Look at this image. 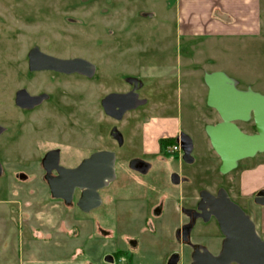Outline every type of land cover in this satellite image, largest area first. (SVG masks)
Segmentation results:
<instances>
[{
  "label": "rangeland",
  "instance_id": "374dc122",
  "mask_svg": "<svg viewBox=\"0 0 264 264\" xmlns=\"http://www.w3.org/2000/svg\"><path fill=\"white\" fill-rule=\"evenodd\" d=\"M79 1L0 0V123L6 128V132L0 137V161H3L6 171L5 176L0 177V264H20V259L23 261L21 264H57L51 258L29 261L31 258H27L25 252L19 253L17 242V225L22 227L24 224H35L38 227L42 221L48 220L45 219L48 218V210L43 207V192L29 195L28 190L32 188L30 183L23 184L14 178L15 171L23 170L31 180L37 174L36 166L32 165L36 154L48 147L43 148L36 142L39 140L37 135H33L37 128L49 133L46 131L48 128L45 121H40L31 130L26 113L21 114L12 104L14 90L27 84L26 54L35 44L50 55L83 57L96 66L94 80L79 77L66 79L69 94L73 98L82 94L87 101H95V98L99 100L109 90L126 89V77L133 76L141 80L143 88L140 93L146 96L149 104L139 109L140 116L131 115L126 123H115L124 135V148L134 149V128L143 117L163 114L162 102L179 99L184 101L189 91L194 106L190 111L184 110L180 126L193 143L194 162L186 167L193 174L195 190L201 186L211 192L219 187L224 188L236 196L232 197L233 201L252 221L253 218L256 219L255 208L250 200L247 198L249 202L246 203L237 196V177L242 168L253 162L264 161V154L256 155L254 160L251 158L242 161L238 170L226 176L216 170L220 161L210 145L204 127L214 124L218 117L206 105L207 88L203 77L206 73L204 70L217 63L224 68L221 72L237 81L239 89L243 87V82L248 81L252 84V90L264 94V87L261 85L264 84V38L257 45L242 48L240 43L225 53L220 47L212 52L206 43L203 46L199 44L200 39L177 36L176 0H131L125 4L124 0H113V5L109 6L87 0L81 1L85 5H78ZM261 1L264 20V0ZM101 12H107L109 16L99 14ZM47 76L37 74L35 84L44 86L38 80L45 81ZM32 84L33 82L30 85ZM87 106L88 104L84 107ZM51 108L49 104H45L35 113L48 112ZM54 113L60 116L64 111L56 109ZM168 113L176 114L174 108H169L164 115ZM71 114L79 117V123L84 126L81 129L83 139L86 137L85 133L92 134L95 131L106 142L107 117L99 106L92 122L88 113L79 114L75 109L71 113L66 111L67 125L71 124L67 117L71 119ZM13 118L19 122L14 123ZM85 122L88 125L91 122L94 129H89ZM238 125L243 131L252 132L251 122ZM67 138L70 140L71 135H67ZM71 145L66 142L63 148L66 153V168H70L75 162H71V157L68 156L73 151ZM172 159L175 164L179 162L177 156ZM168 171L163 167L161 171H154L146 176L143 193H137L136 183L132 179H126L119 183V188L114 190L113 196H109V201H106V197L103 198V203L88 213L75 207L64 209L68 228L74 224L78 227L85 226L79 230L68 229V233L61 234L68 240L73 238L71 243L81 246L84 255L90 257L95 264H165L171 253L180 251V245L174 239V231L181 217L174 202L185 205L178 194V187L169 181ZM153 174L155 176L151 177ZM151 187H155V190L151 191ZM106 194L107 190H103L102 195ZM162 197L165 199L164 221L167 225L157 228L155 235L138 246L136 251L132 249L128 252L127 247L119 242L120 238L133 231L148 233V230L142 229L135 203L141 200L150 206L158 203ZM50 214L56 216L52 211ZM204 228L217 231L213 223ZM199 231L195 227L192 237L197 236ZM73 232L78 235H73ZM62 235L58 238H63ZM120 249L126 251L120 252ZM108 258L114 260L109 261Z\"/></svg>",
  "mask_w": 264,
  "mask_h": 264
},
{
  "label": "flooded vegetation",
  "instance_id": "af4514ba",
  "mask_svg": "<svg viewBox=\"0 0 264 264\" xmlns=\"http://www.w3.org/2000/svg\"><path fill=\"white\" fill-rule=\"evenodd\" d=\"M77 2L78 5H85L81 2ZM90 2H94L97 4L102 5H113V0H87ZM131 0H124V4ZM89 2V3H90ZM88 4V3H86ZM104 16H109L107 12H101L99 13ZM38 49L41 53L48 54L45 51H42L40 46L37 44L33 45L29 48L26 54V81L27 84L25 86H22L20 88H17L14 90L13 97H12V104L13 106L21 112V114L26 113L27 119L30 128L32 130V127H36V124H38L40 121H45L47 130L49 133H45V129L41 132L37 128L35 133L33 135H37V139L39 138L38 144H41L44 148V146H48L44 151L41 153L36 154V158L33 160L32 165H35V174L32 179L30 180L29 174H27L23 170H17L14 172V178L16 181L23 183L29 182L32 186L31 189L28 190L29 195H33L38 192H43V207L45 210L51 211L55 208H72L75 207L77 210L80 211V209L76 206V202L79 199L82 190L78 187H75L73 193H72V201L69 205L65 204L64 200L53 198L51 196V190H50V182L53 181V179L58 175V172L55 168H52V165H58L65 167V163H67L65 159V151L63 148H65L64 144L66 142H69L72 144L73 151L68 153V156L71 158V162L75 161L74 164L70 168H75L83 163L84 160L90 158L93 154L98 152H111L114 156V173L115 177L112 181H109L107 186L104 188L98 190L99 196L101 198V204L103 203V198L106 199V201H109L110 195H114V190L116 188H119V183H122L126 179H132L136 183V188L138 192L137 193H143L144 189L146 187L145 184V177L150 175L151 172L154 171H161V169L164 167L168 169V175H169V181L178 187V194L181 196L180 199L185 202L184 204H179L178 202L175 203V209L177 210V213L180 215L181 218L178 219V224L175 227L174 231V239L177 241V243L180 245V251L174 253L178 255V263L181 262V264H191L192 263V255H193V246L198 245L203 248H205L206 252L209 254L216 256L220 252L221 249V243L223 240V235L219 229L218 223L216 219L212 215H208L206 212L208 209H206V212L201 216V211L197 209L198 202L200 200V193L201 191H208L209 193L216 195L219 189L224 188H218L215 192H211L210 190L206 189L205 186H201L195 190L193 184H194V178L193 174L187 169L186 166L192 164L194 162V158L192 157V152L190 156L193 158L192 162H188L183 158V152L181 150L180 144L186 143L187 140L185 137L182 138L181 134H186L189 138L190 136L181 128L180 126V120L181 116L183 115L184 110L190 111V109L194 106L193 98L191 97V93L187 91V94L185 95L184 101L181 99L176 100L174 102H162V110L163 114L154 116L150 115L148 118L143 117L142 120L138 125H136V128H134V149L130 148H124V135L121 133L115 123L117 122H124L126 123L128 119L130 120L131 115L134 116H140L139 109L147 106L148 99L144 94H141L140 91L143 88V83L139 78L136 77H126L124 78L125 83H127V88L122 91H115V90H109L104 95H102L99 100L95 98V101L93 99L85 100L84 97H82V94H78L73 98L71 94H69V89L67 88L66 79L68 77H76V78H82L87 80H94L95 75L97 73V68L93 64V62H90L88 59H85L83 57H59L55 55H50L57 58L62 59H83L94 65V73L91 77L87 76L86 74L80 73V72H61L56 71L53 69H40V70H30L29 69V53L30 51ZM37 74H46L48 75L46 80L43 81V79L38 80L41 85L35 84V77ZM33 82L32 85H30ZM49 84V85H47ZM39 85V86H37ZM24 89L30 96L39 98V102L32 106H26V107H20L16 103V93ZM133 92L136 97L128 98L126 101H122L118 103L117 108L115 107L114 102L113 103H107L106 107L110 114H108L105 111L104 108V99L112 94V93H118V94H126L129 92ZM133 98V99H132ZM141 101V102H140ZM88 104L87 108L86 105ZM49 104L51 108L48 112H42V113H35L38 108H40L42 105ZM74 104V106H73ZM136 105L132 109H128L123 112L120 118H115L114 113H116V110L119 108H123L126 106H132ZM85 106V107H84ZM98 106L101 108V111L103 114L107 117V123L106 126V142H103V138L99 135L98 132L92 131V134L85 133L86 137L85 139L82 138V132L81 129L84 128V126L79 123L80 119L79 117H76L75 114H71V119L68 117L70 125L66 124V111L69 113L75 111L77 109L79 111V114L82 113H88L89 118H91V122L93 120L94 115L98 112ZM87 110H85V109ZM169 108H174V112L176 114H166V111ZM60 110L62 109L64 111V116L61 117V114H55L54 110ZM212 111L217 115V113L212 109ZM112 113V114H111ZM161 113V112H160ZM29 115V116H28ZM58 115V116H57ZM218 120L214 123L220 121L219 116L217 115ZM63 120L60 122V120ZM153 118H159L163 125L161 128L162 130L158 134V137L156 139V149L153 151H147L145 148V142H146V127L148 124L151 123V120ZM14 123H18V119L13 120ZM27 121V120H26ZM57 121V122H56ZM91 122L88 125L87 122H85V125L90 129H94V126H91ZM132 122V120H131ZM251 122L252 123V132L247 133L242 130V128L238 125V123L247 124ZM238 127L247 134H254L255 129L253 122L250 120L248 122H238ZM22 123L20 122V125ZM0 126L4 128V131L0 134V137L6 132V128L0 123ZM19 126V125H18ZM23 126V124L21 125ZM20 126V127H21ZM69 130V131H68ZM88 130V129H87ZM89 131V130H88ZM67 135H71L70 140L67 138ZM191 140V138H190ZM192 142V140H191ZM177 147L179 150H177ZM192 150H193V143H192ZM17 154H19L17 152ZM216 154V153H215ZM264 154V153H261ZM260 154V155H261ZM49 155V156H48ZM258 155V154H256ZM255 155V156H256ZM174 156H177L178 161L176 164L175 161L172 159ZM217 156V155H216ZM255 156L253 157L255 159ZM218 157V156H217ZM252 158V159H253ZM219 159V157H218ZM251 159V158H248ZM245 159V160H248ZM220 161V160H219ZM244 161L241 160L238 163L237 168L232 170L231 172L227 173L230 174L240 168V163ZM250 161V160H249ZM108 161H96L95 164H107ZM2 166V176H5V166L3 161H0ZM220 164V163H219ZM218 170V167L216 168ZM223 174V175H227ZM155 176L153 174L151 177ZM207 179V178H206ZM209 180V179H208ZM238 180V179H237ZM205 182V180L203 181ZM206 183V182H205ZM209 183V181L207 182ZM151 191L155 190V187L150 188ZM255 191L251 195L247 197H241L240 193L238 191V198H242L246 201L248 199L250 200V203L254 206L255 209L262 208L258 204L255 203L254 199L256 197V193L260 190ZM107 190L106 196L102 195V191ZM133 191L136 193V191ZM225 190V189H224ZM228 194V197L231 201H233L232 197H236L225 190ZM196 193V194H195ZM248 198V199H247ZM234 202V201H233ZM249 202V201H248ZM164 203L165 199L162 197L160 201L156 204L150 205L147 202L138 201L136 204V212L140 216V221L142 224L143 230H148V233H137L132 232L124 235V237L120 238V243L127 247V251L130 252L136 251L135 249L138 248L141 244H143L146 240L149 239V237L155 235L156 229L160 228L162 225H167L165 223V213H164ZM235 203V202H234ZM236 204V203H235ZM249 206V204H248ZM190 210H195V212H191ZM82 212V211H81ZM251 213V212H250ZM136 214V215H137ZM252 215V213H251ZM132 216V214H131ZM135 216V215H134ZM193 217V223L192 227L189 231V235L186 238L188 240V243H184L183 237L181 236V230L182 227L189 224L191 218ZM253 217V216H252ZM252 220V219H251ZM253 222L254 218H253ZM213 223L217 228L216 232L207 230L206 226ZM172 224V223H171ZM256 225V224H255ZM197 227L199 228V234L197 236L192 237V231L193 229ZM122 250V249H120ZM126 250H122L120 252H124ZM202 253V252H201ZM171 253L166 261L165 264H167L169 258L174 255ZM116 258V257H115ZM109 261H113V258H108ZM177 263V264H178Z\"/></svg>",
  "mask_w": 264,
  "mask_h": 264
},
{
  "label": "water",
  "instance_id": "95a60500",
  "mask_svg": "<svg viewBox=\"0 0 264 264\" xmlns=\"http://www.w3.org/2000/svg\"><path fill=\"white\" fill-rule=\"evenodd\" d=\"M29 69H53L71 73L80 72L91 77L94 65L83 59H60L34 49L29 53ZM207 87L206 105L213 109L220 118L216 124H207L204 127L210 145L219 157L218 171L227 174L237 168L241 160L253 158L256 154L264 153V94L252 90L250 87L239 89L237 81L228 77L221 71L205 73L203 77ZM136 97L131 91L126 94L112 93L104 99L105 111L110 114L106 104L113 103L117 108L118 103L128 98ZM133 99V98H132ZM39 98L30 96L24 89L16 93V103L20 107L32 106ZM141 102V101H140ZM136 105L119 108L114 113L115 118H120L124 111ZM112 114V113H111ZM252 121L254 134L244 133L237 125L238 122ZM4 128L0 126V134ZM187 142L181 143L183 158L192 162V142L182 133ZM49 156V155H48ZM108 161L107 164H95L96 161ZM58 175L50 182L51 196L64 200L69 205L75 187L82 190L76 206L83 213L101 205L98 190L107 186L115 177L114 156L111 152H98L75 168H65L52 165ZM2 166L0 163V176ZM255 203L264 208V189L256 193ZM197 209L212 215L223 235L221 249L218 255L213 256L205 248L193 246L191 264H264V239L256 230L251 218L228 197L224 189H219L216 195L208 191H201ZM195 212V210H190ZM190 223L183 226L181 236L183 242L192 227ZM202 252V253H201ZM178 255H172L167 264H177Z\"/></svg>",
  "mask_w": 264,
  "mask_h": 264
},
{
  "label": "crops",
  "instance_id": "0c3cea01",
  "mask_svg": "<svg viewBox=\"0 0 264 264\" xmlns=\"http://www.w3.org/2000/svg\"><path fill=\"white\" fill-rule=\"evenodd\" d=\"M175 12L177 36L200 39L199 44L203 46L202 44L206 43L205 45L211 48L212 52L220 47L225 53L240 43L242 48L257 45L259 40L264 38L261 0H176ZM222 69L223 66L216 63L204 71L209 73L223 71ZM251 85L248 81L243 82L241 89L251 88ZM261 85L264 87V84ZM160 121L159 118H153L146 127L147 151L156 149V139L163 127ZM237 179L241 197H247L264 188V161L253 162L242 168ZM51 211L56 216H52L50 211H47L48 218L45 219L48 220L42 221L38 227L33 223V225L24 224L22 227L17 225L19 253L25 252L26 257L31 258L29 260L31 262L35 259L51 258L57 264H95L90 257L84 255L81 246L71 243L73 241L70 240L73 238L68 240L64 235L68 233V229L79 230L85 225L78 227L74 224L73 227L68 228L64 216L65 210L55 208ZM254 212L257 233L264 239V208H257ZM76 233L73 232V235ZM61 235L63 238H58ZM78 238L79 236L75 239ZM22 262L20 259V264Z\"/></svg>",
  "mask_w": 264,
  "mask_h": 264
},
{
  "label": "built area",
  "instance_id": "2783aa9c",
  "mask_svg": "<svg viewBox=\"0 0 264 264\" xmlns=\"http://www.w3.org/2000/svg\"><path fill=\"white\" fill-rule=\"evenodd\" d=\"M177 150H179V148L177 147Z\"/></svg>",
  "mask_w": 264,
  "mask_h": 264
}]
</instances>
